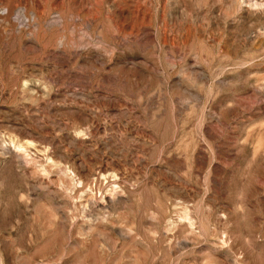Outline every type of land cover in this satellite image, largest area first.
I'll return each instance as SVG.
<instances>
[{
  "label": "rangeland",
  "instance_id": "1",
  "mask_svg": "<svg viewBox=\"0 0 264 264\" xmlns=\"http://www.w3.org/2000/svg\"><path fill=\"white\" fill-rule=\"evenodd\" d=\"M0 264H264V0H0Z\"/></svg>",
  "mask_w": 264,
  "mask_h": 264
}]
</instances>
